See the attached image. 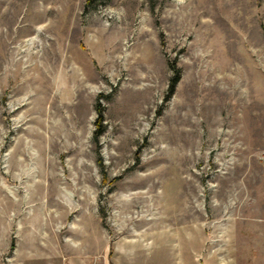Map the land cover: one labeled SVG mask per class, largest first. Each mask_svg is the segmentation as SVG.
<instances>
[{
	"label": "rangeland",
	"instance_id": "rangeland-1",
	"mask_svg": "<svg viewBox=\"0 0 264 264\" xmlns=\"http://www.w3.org/2000/svg\"><path fill=\"white\" fill-rule=\"evenodd\" d=\"M0 264H264V0H0Z\"/></svg>",
	"mask_w": 264,
	"mask_h": 264
},
{
	"label": "bare ground",
	"instance_id": "bare-ground-1",
	"mask_svg": "<svg viewBox=\"0 0 264 264\" xmlns=\"http://www.w3.org/2000/svg\"><path fill=\"white\" fill-rule=\"evenodd\" d=\"M36 35H34V36H31V37H28V38H26L24 41H25V43H27L28 45H33V44H35L37 41H36ZM23 41V42H24ZM16 48H12L13 50L14 49H19L18 48V45L16 44V46H15ZM26 54H29V52H25ZM30 55V54H29ZM130 188H131V186H129ZM149 192H150V189L148 190ZM121 199V198H120ZM147 199V198H146ZM121 200H123V199H121ZM145 200V199H144ZM146 207V204H144V206H143V209ZM127 209L129 210L130 209V207L128 206L127 207ZM144 211H145V209H144ZM190 216H191V214H190ZM228 221V220H227ZM32 237L33 238H36V235H35V233H32Z\"/></svg>",
	"mask_w": 264,
	"mask_h": 264
},
{
	"label": "trees",
	"instance_id": "trees-1",
	"mask_svg": "<svg viewBox=\"0 0 264 264\" xmlns=\"http://www.w3.org/2000/svg\"><path fill=\"white\" fill-rule=\"evenodd\" d=\"M96 110L98 112V118L96 120V122L98 124H100L101 120H102V107L100 105V103H98V106L96 107ZM103 132V129L100 127L99 129L96 130V134L95 136L97 137L98 135H100Z\"/></svg>",
	"mask_w": 264,
	"mask_h": 264
}]
</instances>
